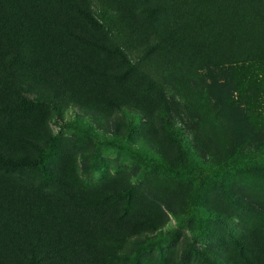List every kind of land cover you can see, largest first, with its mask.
Segmentation results:
<instances>
[{"label":"rangeland","instance_id":"374dc122","mask_svg":"<svg viewBox=\"0 0 264 264\" xmlns=\"http://www.w3.org/2000/svg\"><path fill=\"white\" fill-rule=\"evenodd\" d=\"M77 1L110 50L1 0L15 45L0 59L18 49L15 93L37 109L0 114V149L42 145L50 174L0 165V264H264V0ZM82 68L99 95L67 82Z\"/></svg>","mask_w":264,"mask_h":264},{"label":"trees","instance_id":"16d2710c","mask_svg":"<svg viewBox=\"0 0 264 264\" xmlns=\"http://www.w3.org/2000/svg\"><path fill=\"white\" fill-rule=\"evenodd\" d=\"M35 2H39V4L44 7L45 17H47L50 21L59 22L60 25L64 28L65 32L78 43H83L91 46V50L93 51L104 50L106 52L110 50L108 45L98 42L95 39L93 32H91L89 27L86 26L85 23H87L90 19L92 20L91 14L77 0H30V2L27 3L31 4ZM4 13L5 12H3V4L0 0V53L6 47L13 48V46L15 45L13 37L8 32L9 29H6L7 27L4 21ZM13 52L17 54L15 59L7 62H2L0 59V114L7 118L8 124H14L15 122L25 119L37 109L36 103L33 100L29 99L21 92L15 93L18 71L17 60H19L20 55L17 48H14ZM259 59L264 63V56L260 57ZM66 63L68 62H65V60L59 61L56 65L51 63L52 65L50 66V69H54V72L52 74H49L48 76H64V74L68 72V69L65 68ZM68 66L71 67L72 63L71 65L68 64ZM262 66L264 67V64ZM82 70L84 71V73L82 72ZM82 70L76 69V73L79 75L86 74L88 79L79 76L73 77L67 82L69 84L73 83V86L75 88L77 85L79 87L78 90H82V94H85V96H87L88 98L94 95H99L100 93L97 92L98 90L92 83L93 77L95 75H98L99 72L94 71V69L90 70L82 68ZM104 75H109L110 77H114L118 80L122 78L121 75H116L115 73L108 71H104ZM78 80L79 82L80 80H82L83 82L75 84V82ZM90 80L92 82H90ZM261 81H263L262 83H264V75ZM57 87H63V85L57 84ZM101 95L103 102H110L114 104H117L119 102L117 97H114L106 89H104ZM176 140L178 144H181L182 138H176ZM37 147L38 148L36 154L21 153L16 155L2 151L0 149V165L9 170L39 166L42 168L43 172L48 175L50 174V169L45 163V158L48 155V150L42 145ZM56 205H53L51 207V210H53L54 212L63 213L60 207L61 204L57 203ZM45 254V256H39L33 252L32 255L27 258V264H55V260L53 259L54 257L50 256L51 254L48 251H46ZM87 264H101V262L88 261Z\"/></svg>","mask_w":264,"mask_h":264}]
</instances>
